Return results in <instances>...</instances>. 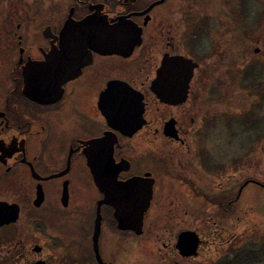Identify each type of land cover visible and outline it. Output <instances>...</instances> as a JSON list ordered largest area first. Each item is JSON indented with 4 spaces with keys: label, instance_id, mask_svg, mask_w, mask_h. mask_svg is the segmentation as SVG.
<instances>
[{
    "label": "flooded vegetation",
    "instance_id": "flooded-vegetation-1",
    "mask_svg": "<svg viewBox=\"0 0 264 264\" xmlns=\"http://www.w3.org/2000/svg\"><path fill=\"white\" fill-rule=\"evenodd\" d=\"M93 13L126 20L124 47L101 41L40 72L71 50L70 15ZM53 68L75 71L57 82ZM257 76L264 0H0V264H139L140 251L150 264H256L244 208L257 214L251 187L264 190V134L241 119L257 116L242 108L264 89L248 85ZM135 177L153 183L143 232L102 204L95 238L100 183ZM185 232L195 254L178 247Z\"/></svg>",
    "mask_w": 264,
    "mask_h": 264
},
{
    "label": "water",
    "instance_id": "water-1",
    "mask_svg": "<svg viewBox=\"0 0 264 264\" xmlns=\"http://www.w3.org/2000/svg\"><path fill=\"white\" fill-rule=\"evenodd\" d=\"M125 21L126 20L120 19L118 24L116 23L111 25L105 16L94 13L81 20H75L72 15H70L62 32L64 34V38L68 39L64 46L71 47V50L66 52L63 50L58 52L56 50V52L52 53V56L48 57L47 62H43L37 66L38 69L40 72L46 71L47 69L50 70V65L54 67L55 61H61L63 54H68L69 56L73 54L74 56H78L77 54L81 52H83L82 54H88V49L90 47L97 46L96 44H100L101 41H105L109 48H113L114 51H116L119 46L124 47L125 44L123 43L126 35L123 37L120 36V34L124 31V29H126ZM79 56L84 58L85 55ZM79 56L77 58L78 60H80ZM53 69L50 73L55 75V78L53 77V79H56L57 82L60 79H68L70 74L75 71L72 68L68 71H62L60 68ZM57 94L58 91H38L36 93H32V96L38 101H47V97H52ZM98 143L100 144L101 141ZM112 152L113 150L111 149L108 155V169L111 168L110 166H114V163L112 164ZM86 156L88 159V165L93 167V156L91 155L90 148L86 150ZM115 172L116 171H113L114 178L116 177ZM145 185L146 180L142 177H135L126 182H118L111 179L108 181V187H106V182L100 183V191L104 194V198H102L98 204L95 238L99 236L101 231L102 204H109L113 206L118 227L120 229L132 230L137 234H141L143 232L144 215L151 204L153 194V183H151L152 186H150V188H146ZM198 245L199 238L195 233L185 232L180 236L178 247L181 249L182 254H195Z\"/></svg>",
    "mask_w": 264,
    "mask_h": 264
},
{
    "label": "rangeland",
    "instance_id": "rangeland-1",
    "mask_svg": "<svg viewBox=\"0 0 264 264\" xmlns=\"http://www.w3.org/2000/svg\"><path fill=\"white\" fill-rule=\"evenodd\" d=\"M21 1H24V2H30L31 0H21ZM2 4H5V2H3ZM19 4V3H18ZM252 81L251 82H248V85H252ZM243 88L244 86L246 87L245 85V82L243 81V84H242ZM258 88L261 87V86H264V83L257 85ZM259 90V89H258ZM244 91V90H243ZM246 91V90H245ZM248 95V94H247ZM257 105V109L255 110V112L257 111V116L259 117L260 119V123L259 125L257 126L255 132L256 134H259V132L261 130L262 131V134H264V99L262 100L260 98V95L259 94H255L254 97L250 100L247 96H245L244 93H242V108H246L245 110H243V114H245L248 109L250 107L254 108L253 105ZM242 123H243V117L241 119ZM248 130V129H246ZM243 132H246V133H249V130L248 131H245L243 129ZM242 135H245L242 133ZM260 148V150H264V137L263 139L259 140L258 141V149ZM264 166V160L262 161V163L260 164V167ZM258 171H259V168H258ZM255 187H251L252 189V193H257L256 194V199H258V204L261 206L262 204L264 205V197H263V194L261 191H254ZM251 192L248 193V196L250 197H253V195L251 194ZM258 205V206H259ZM257 208V207H255ZM256 223V224H255ZM248 224L249 225H253V234L250 236L249 234H247V237L246 238H249L250 241H255V243L259 246L258 247V251L261 249L260 246L262 245V249L261 250H264V211H262L260 214H251V215H248ZM250 229V228H249ZM245 238V237H243ZM136 256V261H138L139 264H150V263H153V257L152 255H149L148 252L146 253L145 251H140L139 253L135 254ZM264 264V263H263Z\"/></svg>",
    "mask_w": 264,
    "mask_h": 264
},
{
    "label": "trees",
    "instance_id": "trees-1",
    "mask_svg": "<svg viewBox=\"0 0 264 264\" xmlns=\"http://www.w3.org/2000/svg\"><path fill=\"white\" fill-rule=\"evenodd\" d=\"M261 80L262 79L259 76L255 77V80H253L254 86H257V85L260 86V84L264 83V82H261ZM257 94L260 95V98L262 100L264 99V89H259L257 91ZM254 95L255 94H250V95H247V97L251 100L254 97ZM254 107L257 109V105L254 104ZM250 112L254 114V111H250ZM250 112L248 114H246L245 116H243V124H246L247 126L254 124L257 127L260 123V119L258 116H256L255 120L253 118H251ZM257 189H258V191L262 192L263 197H264V190L261 187H257ZM256 194L257 193L254 194V197H256ZM257 202H258V199H257ZM258 205L259 204L256 203L255 207H257L256 210H257L258 214H260L262 211H264V205L263 204L261 206L260 205L258 206ZM245 210H249L247 213V217H248V215H250L249 212L251 209H250V207H246V208H244V211ZM253 210H254V208H253ZM245 214L246 213H243V218L246 217ZM262 247L263 246L261 245L260 248L262 249ZM261 249L259 251H257V262H256V264H263L264 263V250H261Z\"/></svg>",
    "mask_w": 264,
    "mask_h": 264
}]
</instances>
